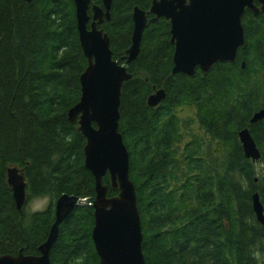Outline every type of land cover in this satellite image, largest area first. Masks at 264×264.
<instances>
[{"label":"trees","instance_id":"trees-1","mask_svg":"<svg viewBox=\"0 0 264 264\" xmlns=\"http://www.w3.org/2000/svg\"><path fill=\"white\" fill-rule=\"evenodd\" d=\"M91 3L101 6L100 0ZM152 0H112L108 35L113 59L126 60L134 7ZM91 14V11H88ZM147 14L132 77L121 88L118 131L129 153L144 264H264V228L251 196L264 208V11L246 9L244 43L233 62L208 72L172 74L170 23ZM242 64L244 66L242 67ZM87 66L73 0H0V255H38L63 193L92 201L95 179L84 165L85 138L67 112L79 101ZM158 88L155 107L148 96ZM190 107L191 118L181 109ZM248 127L260 152L244 156L238 131ZM17 166L26 200L16 208L7 168ZM256 178V180H255ZM108 196L118 193L103 177ZM46 199L42 209H30ZM94 210L77 205L59 225L51 264H98Z\"/></svg>","mask_w":264,"mask_h":264},{"label":"water","instance_id":"water-1","mask_svg":"<svg viewBox=\"0 0 264 264\" xmlns=\"http://www.w3.org/2000/svg\"><path fill=\"white\" fill-rule=\"evenodd\" d=\"M91 1L73 0L87 66L79 77V101L69 108L67 119L77 124L86 140L84 165L94 176L96 195L89 201L61 194L55 201L54 221L48 236L38 247L39 254H3L0 264H51L50 250L59 225L77 205H89L94 210L91 238L98 264H144L135 187L129 178V153L118 127L121 88L132 77L127 64L138 56L142 32L148 23L147 14L154 15L152 20L163 17L170 23V42L174 45L171 73L192 76L196 68L206 73L217 62H233L244 43L241 19L245 10L254 14L264 11V0H152L148 11L134 7L131 44L126 50V60L120 62L113 59L109 37L99 28L104 20L110 19L112 0H100L101 6ZM164 97L163 88L155 89L148 96L147 104L155 107ZM260 120H264V107L253 113L250 123ZM238 139L244 156L257 161L260 152L248 127L238 131ZM106 174L111 188L118 190L116 195H107L108 186L103 183ZM7 182L20 211L26 200L22 170L17 166L8 167ZM251 202L256 220L264 228V208L257 192L252 194Z\"/></svg>","mask_w":264,"mask_h":264},{"label":"rangeland","instance_id":"rangeland-1","mask_svg":"<svg viewBox=\"0 0 264 264\" xmlns=\"http://www.w3.org/2000/svg\"><path fill=\"white\" fill-rule=\"evenodd\" d=\"M191 108L190 107H184L181 109V116L184 119H189L191 118ZM47 203L46 199H34L29 203V208L30 209H42Z\"/></svg>","mask_w":264,"mask_h":264}]
</instances>
